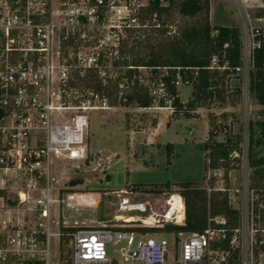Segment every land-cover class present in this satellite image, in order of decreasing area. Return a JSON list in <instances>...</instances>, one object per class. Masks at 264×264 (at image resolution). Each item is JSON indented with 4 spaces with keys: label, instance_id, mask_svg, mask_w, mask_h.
Listing matches in <instances>:
<instances>
[{
    "label": "built area",
    "instance_id": "built-area-1",
    "mask_svg": "<svg viewBox=\"0 0 264 264\" xmlns=\"http://www.w3.org/2000/svg\"><path fill=\"white\" fill-rule=\"evenodd\" d=\"M151 1L0 0V264H264V189L253 187L245 173L240 186L228 187L220 166L209 168L205 181L215 179L216 186L205 189L226 197L237 212L236 223L216 215L202 231L178 232V238L172 234L171 244L164 236L149 237L137 228L181 223L184 205L179 194L167 199L175 201L176 195L180 202H174L172 218L164 211L162 220L149 214L132 220L140 222L132 226L122 213L94 227H77V221L70 222L65 215V208L84 197L60 194L50 175L51 157H85V111L94 109L92 98L74 103V84L88 70L84 89L106 101L103 93L93 91V76L89 77L93 72H88L98 69L105 81L100 52L118 57V49L109 48L111 34L132 26L135 8ZM164 1L168 2L159 0ZM228 1L240 35L241 61L235 68L240 72L252 67L254 49L264 38V0ZM114 10L119 24L110 23ZM99 30L102 38L97 37ZM225 66L226 62L218 66L217 56L212 55L207 68ZM124 67L119 87H141L157 104L178 96L169 91V84L177 92L179 86H193L198 78L197 68L189 66ZM62 111L74 115L62 121ZM243 154L234 150L229 161ZM149 206L147 200L132 202L124 197L117 210L142 214Z\"/></svg>",
    "mask_w": 264,
    "mask_h": 264
},
{
    "label": "rangeland",
    "instance_id": "rangeland-1",
    "mask_svg": "<svg viewBox=\"0 0 264 264\" xmlns=\"http://www.w3.org/2000/svg\"><path fill=\"white\" fill-rule=\"evenodd\" d=\"M163 4H167V1ZM231 6L233 4L228 0H209L210 25L236 26ZM142 7L145 5L136 7L132 13L136 18L132 26H122L117 35L111 34L109 48H117L118 57L100 50V64L106 71L105 81L101 80L98 69L88 72H93L89 77L93 76L94 84L100 80L106 89L112 90L111 94L103 92L106 101L84 89L88 70L74 84V103L80 105L82 99L92 98L94 106L93 110L85 111L88 115L85 157L79 160H69L63 155L51 157L50 175L57 180L54 185L59 188L60 194L74 193L84 197L83 201L65 208L67 219L70 222L76 220L77 227L98 226L120 213L125 216L130 214L135 219L151 214L157 220H162L165 201L171 195L179 194V184L194 182L195 186L204 189L216 186L215 179H211L210 184L205 181L210 166L207 159L209 151L204 148V144H210L212 140L223 142L231 138L235 141L234 136H240L239 150L244 152L241 159L230 161L227 171L220 166V173L225 174L228 187L240 186L244 173L250 177L247 156L249 126L264 121V106L259 105L248 90V72L251 67L224 75H221L222 70H218V84L212 89V95L199 98L196 107L184 112L171 106L172 101L157 104L152 100L151 106L146 108L134 102L124 104V96L135 90L131 86L118 85V76L125 70L124 65L132 64L131 60L136 57L147 58L150 50L165 48L169 42L178 40L183 29L197 25L203 18L202 14L183 16L173 6L160 16L158 22L148 18L146 24L141 25ZM112 13L113 21L110 23L119 24L115 10ZM97 37L102 38L100 30ZM119 37L120 40L124 38V49L131 48L130 52H121ZM82 73V69L77 72L80 76ZM118 91L123 92L122 97H119ZM140 91L145 92L144 89ZM177 95L179 101L187 106L191 96H194V88L179 86ZM73 115L74 111H62L59 114L62 121L69 120ZM261 153H264V147ZM167 158L170 159L169 163ZM166 182L169 185L160 186ZM124 197L132 202L147 200L150 206L142 214L137 211L120 212L117 210L118 205ZM97 198L98 202H94ZM168 222L174 221L164 224ZM137 223L140 222L131 221L128 224L132 226ZM162 230L148 236H164L169 244L172 234L176 238L179 236L178 232L167 234ZM62 249L66 250V245Z\"/></svg>",
    "mask_w": 264,
    "mask_h": 264
},
{
    "label": "trees",
    "instance_id": "trees-1",
    "mask_svg": "<svg viewBox=\"0 0 264 264\" xmlns=\"http://www.w3.org/2000/svg\"><path fill=\"white\" fill-rule=\"evenodd\" d=\"M168 0L167 4H161L159 0H152L149 4L140 9L141 25L146 24L148 18L152 19L153 15L158 17L166 14L171 7L176 6L183 16L193 17L199 14L203 18L197 25L185 28L179 34L178 40L169 42L161 50H150L148 57H136L131 60V65L137 66H189L197 68L198 78L193 83L194 96H191V102L188 105L181 103L178 97H174L172 105L175 109H187L197 106V101L201 97L212 95L213 88L217 86L218 69L207 68L212 55L217 56V65L226 66L221 69L222 74L235 72V68L240 65V48L241 41L236 26L217 25L211 26L209 22V0ZM141 10H143L141 12ZM213 31V33H212ZM124 38L121 39V52H130V49H124ZM126 42V41H125ZM224 44H227L225 47ZM132 47V46H131ZM122 56V55H120ZM252 67L249 70L248 90L251 96L259 105L264 106V38H261L259 47L254 49ZM132 70L126 73L132 74ZM93 80V79H92ZM169 81V78H166ZM93 91L98 93H112L104 87L100 80L91 85ZM169 91L176 94L175 88L169 84ZM134 91L124 96L125 102L136 103L140 107H150L152 100L147 92H141V87H134ZM194 101L195 103H193ZM162 103V102H160ZM187 107V108H186ZM188 117V114H187ZM248 139V161L251 168L250 181L251 185L256 188L264 189V153L261 148L264 147V121L251 123L249 126ZM235 141L228 138L226 141L217 142L212 140L210 144H204L208 149V165L210 167H223L227 171L229 167L228 155L234 150H239L240 136L235 135ZM168 157V155H167ZM167 162L170 159L167 158ZM74 182H72L73 184ZM167 186L169 182L160 184ZM179 194L184 203V220L181 223H165L161 228L141 226L137 229L145 233H157L163 229L164 233L170 232H194L202 231L208 224V219L216 215L225 216L232 224L236 223V210L232 209L226 200V197L220 192H212L209 195L204 188L195 186L194 182H185L179 184ZM133 229V228H127Z\"/></svg>",
    "mask_w": 264,
    "mask_h": 264
},
{
    "label": "bare ground",
    "instance_id": "bare-ground-1",
    "mask_svg": "<svg viewBox=\"0 0 264 264\" xmlns=\"http://www.w3.org/2000/svg\"><path fill=\"white\" fill-rule=\"evenodd\" d=\"M174 196L175 197L173 199L175 201H172V199L171 200H167L169 197L165 201V205H166L165 211L167 213V215H166L167 218H172L173 214L175 213V203L174 202H176L178 200V204H180L179 199L177 198V196L176 195H174ZM118 218H120V217H118ZM126 220L132 221V220H135V218L132 215L129 214V215L126 216Z\"/></svg>",
    "mask_w": 264,
    "mask_h": 264
}]
</instances>
